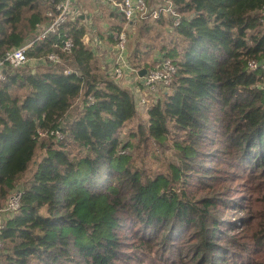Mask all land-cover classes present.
I'll list each match as a JSON object with an SVG mask.
<instances>
[{"label":"trees","instance_id":"16d2710c","mask_svg":"<svg viewBox=\"0 0 264 264\" xmlns=\"http://www.w3.org/2000/svg\"><path fill=\"white\" fill-rule=\"evenodd\" d=\"M170 3L130 38L131 69H178L140 109L142 80L111 78L79 9L71 53L52 36L0 83V207L22 192L0 264H264V0H147ZM52 8L0 0V60Z\"/></svg>","mask_w":264,"mask_h":264},{"label":"built area","instance_id":"2783aa9c","mask_svg":"<svg viewBox=\"0 0 264 264\" xmlns=\"http://www.w3.org/2000/svg\"><path fill=\"white\" fill-rule=\"evenodd\" d=\"M53 4V8L47 13L49 22L46 25L37 24L32 38L20 48L8 51L4 58L0 60V83L7 80L8 76L12 72L24 69L30 66L32 63L28 56L29 50L34 45L48 40L52 36H58L61 50L64 53H71L75 47L74 40L67 35H62L63 28L72 20L76 15L78 9L77 0H49ZM108 7L114 12L121 15L124 19V28L118 33L113 34L114 45L106 49L102 47L101 41L97 40L96 36L90 37L89 43H94L93 46L98 49L102 55H106L104 58V65L109 67V73L111 78L117 82H132L139 79L142 80V84L145 87V94H140L139 89L136 91L140 95L138 102V108L146 105L150 101V97L155 95L159 90H166L172 84L175 76L178 73L176 65L169 58H162L155 68L146 70L141 75V70L131 69L127 63V54L130 47V38L135 32L137 21L141 18L147 17L150 14L147 0H97ZM161 14H171L177 16L175 8L172 3L169 6H162L159 10L153 12V17L158 18ZM80 16V14L78 15ZM179 19L176 20V25L179 24ZM88 40V37H87ZM96 40V41H95ZM52 64L61 63V58L57 53H50L45 59ZM258 63L251 61L249 67L253 70L258 69ZM128 86V85H127ZM43 136V134H40ZM58 138L62 136L57 133ZM22 197L21 190L15 191L7 201V203L0 207V237L4 227L6 219L14 216L20 208V201ZM3 243L0 238V249H2Z\"/></svg>","mask_w":264,"mask_h":264},{"label":"crops","instance_id":"0c3cea01","mask_svg":"<svg viewBox=\"0 0 264 264\" xmlns=\"http://www.w3.org/2000/svg\"><path fill=\"white\" fill-rule=\"evenodd\" d=\"M78 4L80 5V0H77ZM92 2V0H91ZM96 2V3H95ZM95 2H92L94 7L93 9H84L81 14H80V18L81 20H83L84 26L85 28H87V30H91V32L94 31V36L97 37V40L101 41L102 43V47L109 49L113 46V44H109L104 42L101 37H99L96 33L99 32V29H101L102 31L104 30H108L110 28V25H121V21L120 19L117 18V16L115 15V17H111V14L108 12V6L101 3V2H97V0H95ZM92 5V6H93ZM100 12H102L104 14V18L100 19L98 16V14H100ZM124 28V25H123ZM118 30V29H117ZM90 37L85 38L86 43H89ZM96 41V40H95ZM95 43V42H94ZM94 43H89L88 45L91 47L92 51L94 52V54L101 60L103 66L104 65V58L106 57V55H102L100 54V52H97L98 49H96V45H94ZM114 43V41H113ZM97 50V51H96Z\"/></svg>","mask_w":264,"mask_h":264},{"label":"rangeland","instance_id":"374dc122","mask_svg":"<svg viewBox=\"0 0 264 264\" xmlns=\"http://www.w3.org/2000/svg\"><path fill=\"white\" fill-rule=\"evenodd\" d=\"M80 5H79V7H78V9H79V14H81V12L84 10V9H93V7H94V5H93V3L92 2H95V0H92V2H91V0H80ZM96 3V2H95ZM93 5V6H92ZM152 15H153V12H152V10H150V15L149 16H151L152 17ZM148 16V17H149ZM153 18V17H152ZM142 19V18H141ZM141 19H139L138 21H137V25L136 26H138V28L140 27V25L143 23V21H140ZM138 28H137V31H136V33L138 32ZM130 46H131V44H130ZM131 83H134V85H135V83H137V80H135V81H132V82H126L125 80H122V82H120L119 84L122 86V87H124V88H129V87H127V85H129V84H131ZM134 88L136 89V91L138 90L135 86H134ZM79 108L80 107H75L73 110H72V112L73 113H75L77 110H79ZM140 109V108H139ZM169 155L171 156V152H169ZM21 186V185H20ZM5 205V204H4ZM229 219H231V217L229 218Z\"/></svg>","mask_w":264,"mask_h":264},{"label":"water","instance_id":"95a60500","mask_svg":"<svg viewBox=\"0 0 264 264\" xmlns=\"http://www.w3.org/2000/svg\"><path fill=\"white\" fill-rule=\"evenodd\" d=\"M145 72H146V70L143 69V70L141 71V75H143Z\"/></svg>","mask_w":264,"mask_h":264}]
</instances>
